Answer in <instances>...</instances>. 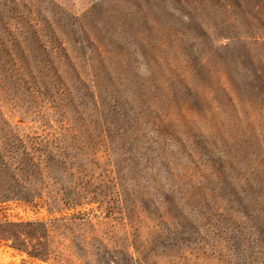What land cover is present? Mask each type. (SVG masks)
Listing matches in <instances>:
<instances>
[{
	"label": "rangeland",
	"instance_id": "374dc122",
	"mask_svg": "<svg viewBox=\"0 0 264 264\" xmlns=\"http://www.w3.org/2000/svg\"><path fill=\"white\" fill-rule=\"evenodd\" d=\"M0 264H264V0H0Z\"/></svg>",
	"mask_w": 264,
	"mask_h": 264
},
{
	"label": "trees",
	"instance_id": "16d2710c",
	"mask_svg": "<svg viewBox=\"0 0 264 264\" xmlns=\"http://www.w3.org/2000/svg\"><path fill=\"white\" fill-rule=\"evenodd\" d=\"M131 40H133V39L131 38Z\"/></svg>",
	"mask_w": 264,
	"mask_h": 264
}]
</instances>
